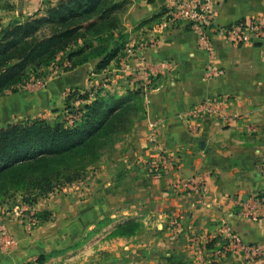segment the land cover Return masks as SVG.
Wrapping results in <instances>:
<instances>
[{"label": "crops", "instance_id": "1", "mask_svg": "<svg viewBox=\"0 0 264 264\" xmlns=\"http://www.w3.org/2000/svg\"><path fill=\"white\" fill-rule=\"evenodd\" d=\"M171 1L133 0L123 18L133 47L128 63L112 61L99 73V59H93L59 71L39 92L19 87L0 95L2 127L63 107L69 91L89 87L93 76L117 74L123 89L145 90L147 110L127 139L117 143L115 156L101 162L88 200L63 202L54 226L20 237L15 249L0 252V264H24L52 245L77 241L115 210L140 216L145 227L128 238L118 237L115 258L107 263L245 264L236 253L213 263L200 250L197 241L212 236L222 223L244 241L264 245V221L242 217L236 207L237 200H264V42L249 31L241 43L213 31L211 54L190 26L172 16L140 27ZM208 1L215 28L238 21L264 23V0ZM213 99L221 102V113L192 111ZM160 153L172 155L176 166L155 168ZM196 176L204 183L202 193L174 189V181ZM256 264H264V257Z\"/></svg>", "mask_w": 264, "mask_h": 264}, {"label": "trees", "instance_id": "2", "mask_svg": "<svg viewBox=\"0 0 264 264\" xmlns=\"http://www.w3.org/2000/svg\"><path fill=\"white\" fill-rule=\"evenodd\" d=\"M133 0H58L43 16L15 20L0 29V95L16 90L31 72L49 68L69 50L64 70L99 59L97 72L120 60L129 43L123 23ZM168 7L143 20L159 25ZM168 17V16H167ZM244 22V21H241ZM79 88H72L66 109ZM81 97L88 98L84 94ZM80 121L34 118L0 127V202L16 196L34 204L39 195L83 178L134 126L145 119V90L98 93L78 107ZM107 157V156H106ZM214 248L216 240L207 244ZM43 257V256H42ZM41 257V259H42Z\"/></svg>", "mask_w": 264, "mask_h": 264}, {"label": "rangeland", "instance_id": "3", "mask_svg": "<svg viewBox=\"0 0 264 264\" xmlns=\"http://www.w3.org/2000/svg\"><path fill=\"white\" fill-rule=\"evenodd\" d=\"M57 1L0 0V29L15 20H24L36 15L43 16L46 14L47 8ZM127 33L130 35L129 32ZM129 47L133 48L130 44V37L125 50L126 53L120 57V60H124L125 64L131 58L127 52V48ZM68 52L69 50H66L60 54L55 64L49 68H45L42 74L41 70L31 72V75L24 82L16 85V90L19 87H23L27 92L35 93L46 88L50 78L57 75L59 71L64 70L67 64L64 59L67 57ZM143 67L146 69L145 66ZM99 73H103V71ZM112 75H107L101 79L99 76H93L91 78L92 85L89 87H74L79 89L76 90L78 93L74 95V100L70 102L73 106L72 109H66L67 105L64 104L63 107L46 109L45 111L41 110L38 113L26 115L18 121L25 122L27 119L41 118L48 122L65 121L67 125L77 123L80 121L81 116L76 113L78 107L86 102H92L98 93L105 96L108 93L124 94L127 92L128 89L125 90L121 86V77L116 76L117 74ZM9 90L12 91L11 89ZM84 94L88 95L87 99L81 97ZM128 135L123 136L120 141L126 140ZM116 150V147L112 149L103 160L106 159L108 163V159L114 155ZM100 164L96 168L90 169L80 180L39 195L34 204H31L32 200L30 199L23 201L19 195L16 198L8 200L7 203L0 202V252L13 247L15 249V243L20 237L23 238V236L26 237L33 233H42L48 227L54 226L52 223L59 220L58 212L60 209L57 211V208H63V202L79 205L88 200L87 197H89V192L92 190L91 185L95 181L97 182L95 178L101 172L102 167ZM70 194L72 195V198H70L71 202L67 201ZM54 219L55 221H53ZM144 227L145 223L141 220L140 216H134V214L125 215L121 212H116V210L111 211L93 225L87 234L79 240L69 241L70 243L68 245L64 244L65 246L52 245L49 251L24 264H113L107 263V261L111 260L112 257L115 258L112 249L120 245L118 243L120 239L117 238H128L132 234L144 229Z\"/></svg>", "mask_w": 264, "mask_h": 264}, {"label": "built area", "instance_id": "4", "mask_svg": "<svg viewBox=\"0 0 264 264\" xmlns=\"http://www.w3.org/2000/svg\"><path fill=\"white\" fill-rule=\"evenodd\" d=\"M169 13L174 20L181 21L190 26L198 35L200 45L206 48L211 54L213 48L211 45L210 34L213 31L221 32L233 42L241 43L245 39V31L251 32L258 40L264 42V23L234 22L228 26L215 28L214 13L208 1L203 0H172L167 6ZM128 54H133V48H127ZM126 53V51H125ZM222 105L219 100H204L193 107L194 113L219 114L222 112ZM174 157L172 155L160 153L157 157L155 168L175 167ZM173 187L177 193L204 191V183L200 177L180 178L173 182ZM238 214L253 221H264V200L260 197H251L246 201H236ZM212 240L216 242L214 248L207 244ZM200 250L205 254L208 260L213 263H221L230 254L236 253L244 259L245 264H256L264 257V245L259 243H250L234 232L227 223L218 226L217 231L206 239L197 241ZM10 243V242H9Z\"/></svg>", "mask_w": 264, "mask_h": 264}]
</instances>
